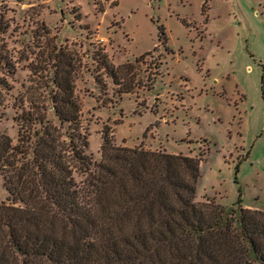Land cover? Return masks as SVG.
Returning <instances> with one entry per match:
<instances>
[{"label":"rangeland","instance_id":"rangeland-1","mask_svg":"<svg viewBox=\"0 0 264 264\" xmlns=\"http://www.w3.org/2000/svg\"><path fill=\"white\" fill-rule=\"evenodd\" d=\"M0 25L17 68L0 89V129L15 141L31 64L62 46L94 160L107 129L119 145L201 157L198 200L264 209V0H0ZM99 50L133 66L118 78L129 92Z\"/></svg>","mask_w":264,"mask_h":264},{"label":"trees","instance_id":"trees-1","mask_svg":"<svg viewBox=\"0 0 264 264\" xmlns=\"http://www.w3.org/2000/svg\"><path fill=\"white\" fill-rule=\"evenodd\" d=\"M54 47L23 84L17 140L0 129V264H264V209L198 200L201 157L119 145L104 129L94 160L70 61ZM92 57L130 91L118 81L129 62ZM16 72L0 46L1 90Z\"/></svg>","mask_w":264,"mask_h":264}]
</instances>
